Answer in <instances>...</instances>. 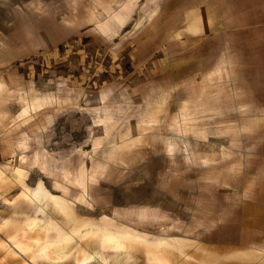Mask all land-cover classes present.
<instances>
[{"label": "rangeland", "instance_id": "obj_1", "mask_svg": "<svg viewBox=\"0 0 264 264\" xmlns=\"http://www.w3.org/2000/svg\"><path fill=\"white\" fill-rule=\"evenodd\" d=\"M156 1L0 0V136L14 137L45 106L64 113L67 129L51 137L52 159L46 151L36 158L43 170L54 162V177L63 179L56 188L68 194V183L100 192L103 206L133 195L135 206L154 203L169 209V217L177 215L175 206L183 218L191 207L200 231L222 202L238 198L244 177L257 173L245 159L256 140L249 120L255 110L244 106L236 80L209 78L145 94L115 83ZM116 95L123 104H110ZM7 169L0 197L24 176ZM94 178H101L100 187L87 184ZM33 195L40 201L49 192L41 184ZM0 243L1 258L14 264Z\"/></svg>", "mask_w": 264, "mask_h": 264}, {"label": "crops", "instance_id": "obj_2", "mask_svg": "<svg viewBox=\"0 0 264 264\" xmlns=\"http://www.w3.org/2000/svg\"><path fill=\"white\" fill-rule=\"evenodd\" d=\"M155 9L133 37L115 83L145 94L209 78L236 80L244 106L255 110L249 120L256 140L245 159L257 173L244 177L238 198L222 202L200 231L191 207L185 220L176 206L170 217L154 203L135 206L133 195L125 204L113 199L103 206L100 192L74 190L67 182L70 193L56 188L63 179L54 177L52 160L46 170L36 163L40 152L53 155L51 137L68 125L64 113L45 106L46 113L27 116L14 137L0 136V174L9 175L12 165L24 175L0 197V241L12 263L264 264V0H157ZM121 100L116 95L110 104ZM41 184L49 195L39 201L33 194ZM87 184L100 187L102 181ZM2 251L0 245V264H6Z\"/></svg>", "mask_w": 264, "mask_h": 264}, {"label": "bare ground", "instance_id": "obj_3", "mask_svg": "<svg viewBox=\"0 0 264 264\" xmlns=\"http://www.w3.org/2000/svg\"><path fill=\"white\" fill-rule=\"evenodd\" d=\"M111 26V25H110ZM185 118V117H184ZM184 131V130H183ZM183 139V138H182ZM176 142V141H175Z\"/></svg>", "mask_w": 264, "mask_h": 264}]
</instances>
